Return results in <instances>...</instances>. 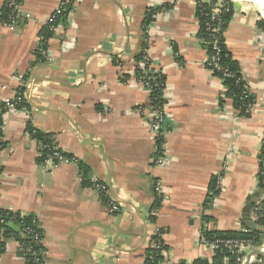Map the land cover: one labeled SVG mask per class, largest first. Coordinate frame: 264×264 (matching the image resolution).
Here are the masks:
<instances>
[{"label":"crops","instance_id":"1","mask_svg":"<svg viewBox=\"0 0 264 264\" xmlns=\"http://www.w3.org/2000/svg\"><path fill=\"white\" fill-rule=\"evenodd\" d=\"M63 1L72 9L49 41L55 59L39 61L38 36ZM229 1L225 43L253 97L248 115L206 66L196 0H22L32 19L15 28L4 24L0 0V110L19 75L30 81L25 109L2 113L0 208L36 219L46 264H146L157 229L166 246L159 264H193L215 254L202 244L201 230L243 228L248 201L258 197L264 136V0ZM166 4L148 40L166 76L171 124L157 165L146 115L152 94L136 76L135 56L146 10ZM28 124L79 164L47 168ZM81 166L89 179L109 185L107 198L82 182ZM213 183L218 193L209 200ZM108 199L121 209L111 211ZM0 264H27L14 235L4 239Z\"/></svg>","mask_w":264,"mask_h":264},{"label":"built area","instance_id":"2","mask_svg":"<svg viewBox=\"0 0 264 264\" xmlns=\"http://www.w3.org/2000/svg\"><path fill=\"white\" fill-rule=\"evenodd\" d=\"M67 4L66 1H63L58 9L50 16V18L47 20V22L42 27V30L38 36V44L36 50L39 54H41L42 58L45 60V62H52L54 61V56L51 54L50 47H49V41L52 37H50L52 34H54L58 28V22H59V15L63 11L64 6ZM5 7L7 8V16L4 20V24L9 28H15L20 20L22 18L25 19H32V15L30 13H24L23 12V6H22V0H5ZM230 6L226 0H218L217 2L212 4L211 12H210V21L207 22L208 31L211 34L210 38H202L201 42L204 46L213 45V51L214 54L209 56V58L206 60V66L214 71H219L221 69L220 67V45L219 40L217 38L218 32H220V27L218 25L221 14L223 12H229ZM262 18L264 19V13H262ZM153 22L150 24L147 34L148 39L145 38L144 41L147 42V45L145 48H142V50L145 52V57L138 63V67L141 69L143 68L142 77L138 78L139 82L145 86V88L152 94L153 91L156 89L158 84L155 82V78L153 79V75H149V73H160L162 69H160L154 60H152L150 54H149V46H148V40H149V34L150 29L152 28ZM214 36V37H213ZM177 61L181 64L182 60L179 59V56L176 54ZM223 77L229 78L234 77V73L226 70L224 71ZM19 86L16 89V92L4 100L5 108L12 112H21L25 109L24 105L27 104L28 99L30 98V93H26V88H28L29 80L28 76L19 75ZM33 81V80H32ZM238 81H245L243 77L239 78ZM245 86V90L243 94L248 93V88L246 85V81L243 83ZM248 95V94H247ZM167 104L168 100L166 97V88L163 89V100L159 99L158 97H154V100L152 99L151 105L148 109V112H146L149 120V134L152 138L154 149L156 153L155 157V164H161L164 162L165 156H164V141L167 135L170 133L171 124L169 122L168 118V112H167ZM252 105L247 104L245 109L244 106H240L237 108V111L243 115H248L251 112ZM146 107H140L141 111H145ZM262 145H264V136L262 139ZM45 154V160L44 165L54 170L61 166L62 164H79V159L75 156H70L66 154L58 145H52L45 144L42 146V151L39 152L40 156H43ZM264 165V161H263ZM79 176L84 182L87 180V178L79 171ZM89 180V186L94 189L98 195L102 198H107L110 187L105 182L101 181L98 178L95 179H88ZM259 183V179H258ZM220 186V179L218 181V188ZM156 191L159 197V200L163 198L164 192L161 184H158L156 187ZM108 207L113 212H118L121 209L120 204L115 200H109L108 199ZM12 212L14 214V217L18 218L20 222L24 224L23 233L25 235L33 236L34 240L37 243L42 242L40 237V232L36 230L37 221L36 219H33V222L31 225H26L24 220L28 216L24 212H18V211H12L7 210V214ZM152 216L157 215V209L154 208L151 211ZM264 217V194L260 195L252 208L249 211V219L252 222L253 226H259V220L260 218ZM5 220L3 217L0 216V242L3 240V235L5 231L4 223ZM244 232H247L248 229L242 228ZM200 239L204 246L212 250L214 253L217 250L226 249L228 251H235L237 253V257L234 262H231L229 260V257H224L223 264H245L246 260L248 259V255L254 250L259 248L260 246L254 245V240L252 238H243V239H234V238H215V239H208L204 235V230L200 231ZM153 246L156 250H163L162 246L163 244V233L160 229H157L155 232V236L153 239ZM30 250L26 248V252H29ZM163 252V251H162ZM45 252H43V255ZM209 264H214L213 262H210ZM251 264H264V254H256V256H252Z\"/></svg>","mask_w":264,"mask_h":264},{"label":"trees","instance_id":"3","mask_svg":"<svg viewBox=\"0 0 264 264\" xmlns=\"http://www.w3.org/2000/svg\"><path fill=\"white\" fill-rule=\"evenodd\" d=\"M197 1V7H196V16L199 19L200 23V28H199V37L200 39L202 38H210L211 34L208 31V26L207 22L210 21V12L212 8V4L217 2L218 0H196ZM230 6V11L229 12H223L221 14L220 21L218 23L220 27V32L217 34V38L219 40V45H220V67L221 69L218 71H214V74L221 78L224 82V85L227 88L226 96L230 97L234 101V105L236 108L240 106H244V109L247 104L253 103V97L249 94L248 95L243 94L245 90L244 82L245 81H238L239 78L242 77L241 72H240V65L239 63L232 57V54L226 47L225 43V32L228 28V24L232 18L233 14V6L232 3L229 0H226ZM170 5L166 4L160 7H150L146 10L144 19L142 22V30H143V36L144 39H148V28L150 24L155 21V15L157 12L161 11L163 8H167ZM72 9V3L68 2L65 6L63 11L59 15V19L61 20L67 16V14L71 11ZM7 8L5 7L4 10L2 11L1 17H3V20L6 19L7 16ZM259 26L264 27V20L259 21ZM54 34H52L50 37H52ZM214 37V36H213ZM147 45V42L144 41L142 43V48H145ZM204 46V45H203ZM207 51L209 56L214 54L213 51V45L209 46H204ZM176 50V49H175ZM36 55L39 61H45L41 54L38 53L36 50ZM145 52L141 50L136 56L135 59L137 60V63L144 59L145 57ZM181 60V59H180ZM143 68H139L138 66L136 67V76L137 78H140L143 75L142 72ZM230 71L234 73V77H229L225 78L223 77L224 71ZM149 75H153V79L155 78V82L158 84L156 89L152 93V99L154 100V97H158L159 99L163 100V89L166 87L165 86V81H166V76L161 71L160 73H149ZM223 100V99H221ZM27 104L24 105L26 107ZM7 109L5 108V105H2V110H0V153L2 152L3 149L7 147V141L4 139V133L2 130L3 126V117L2 113L5 112ZM243 114V112H242ZM28 131L32 135L34 139L37 140L39 144V150L42 151V146L45 144H49L50 146L55 145L53 140L51 139L49 134L43 133L40 130H37L30 124H28ZM40 161L44 163L45 160V154L43 156L39 157ZM264 145H262L261 152H260V168L258 172V179H259V190L256 192V196L259 197L261 195V190L264 191ZM81 173L87 178L83 183L85 185H89V178L86 176V171L83 166L80 167ZM2 172V169L0 167V174ZM210 196L209 200H211L218 192L215 190V183L212 184L210 187ZM257 197V198H258ZM256 201V200H255ZM254 199H249L248 205L246 206V214H249L250 209L255 203ZM0 216L4 218L5 222L3 223L5 226V231L3 235V240L0 242V252L2 251L4 247V239L10 235H14L15 237L18 238L20 241V244L22 246V251L24 255L26 256L27 264H46L45 258L43 255V252H45V248L43 245V237H42V231L38 224L36 225V230L40 232V237L42 242L37 243L33 236L25 235L23 233V228L24 224L20 222V220L16 217H14V214L12 212L7 214V210L0 208ZM33 219H35L32 216H27L24 220L26 225H31L33 222ZM16 228V229H14ZM243 228L248 229L247 232H244L243 229L239 231H218V230H213V231H204V235L208 239H215V238H234V239H243V238H252L254 240V245L260 246L262 245V242L264 241V217L260 218L259 220V226H249L244 222ZM26 248L29 249V252H26ZM166 248V246H162V249ZM149 255L150 257L147 258L146 264H159L163 260V255L160 250H156L155 248H151L149 250ZM224 257H229V260L231 262H234L237 253L235 251H228L226 249H220L217 250L211 260H196L193 264H209L210 262H213L214 264H223ZM185 264V263H181Z\"/></svg>","mask_w":264,"mask_h":264},{"label":"water","instance_id":"4","mask_svg":"<svg viewBox=\"0 0 264 264\" xmlns=\"http://www.w3.org/2000/svg\"><path fill=\"white\" fill-rule=\"evenodd\" d=\"M261 192V195H263L264 194V191L263 190H261L260 191ZM244 220H245V222H246V224L247 225H249V226H253V224H252V222L250 221V219H249V214H244ZM256 254H264V245L262 246H260L259 248H257V249H254L249 255H248V259L246 260V262H245V264H251V259H252V256H256Z\"/></svg>","mask_w":264,"mask_h":264}]
</instances>
